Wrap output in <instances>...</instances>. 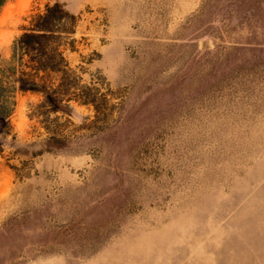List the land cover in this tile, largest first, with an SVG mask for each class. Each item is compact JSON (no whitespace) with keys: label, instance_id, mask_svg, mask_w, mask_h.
Returning <instances> with one entry per match:
<instances>
[{"label":"rangeland","instance_id":"rangeland-1","mask_svg":"<svg viewBox=\"0 0 264 264\" xmlns=\"http://www.w3.org/2000/svg\"><path fill=\"white\" fill-rule=\"evenodd\" d=\"M54 2L115 107L59 104L52 146L14 92L0 264H264V0H7L0 67Z\"/></svg>","mask_w":264,"mask_h":264},{"label":"trees","instance_id":"trees-1","mask_svg":"<svg viewBox=\"0 0 264 264\" xmlns=\"http://www.w3.org/2000/svg\"><path fill=\"white\" fill-rule=\"evenodd\" d=\"M6 2L0 0V10ZM79 22V15L58 2L31 9L12 41L5 67H0V118L8 121L12 114L14 92L37 96L28 117L46 131L52 146L62 142L60 117L56 115L59 104L75 102L92 107L98 115L115 107L102 92V81L92 78L86 82L85 69L72 59L80 54L84 40L77 36ZM10 75L14 76L13 84Z\"/></svg>","mask_w":264,"mask_h":264}]
</instances>
